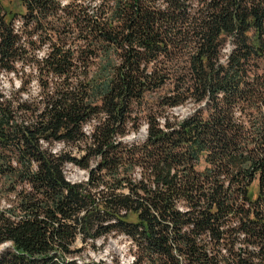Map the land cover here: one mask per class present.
<instances>
[{"label":"trees","instance_id":"1","mask_svg":"<svg viewBox=\"0 0 264 264\" xmlns=\"http://www.w3.org/2000/svg\"><path fill=\"white\" fill-rule=\"evenodd\" d=\"M18 2L0 0V264H121L86 255L115 234L130 264H264V0Z\"/></svg>","mask_w":264,"mask_h":264},{"label":"rangeland","instance_id":"2","mask_svg":"<svg viewBox=\"0 0 264 264\" xmlns=\"http://www.w3.org/2000/svg\"><path fill=\"white\" fill-rule=\"evenodd\" d=\"M66 2L67 0H63ZM4 5L6 6L8 11L11 12H23L25 9L20 5L18 0H2ZM20 18V17H19ZM21 19V18H20ZM22 26V21H17V27ZM230 50V46H227L226 52ZM14 77L12 75H3L2 81H3V87L6 90L10 89V80ZM17 84L19 80L16 78L14 80ZM35 92L37 91L36 84L33 87ZM194 104L189 103L180 107H176L172 110V113L175 116H178L179 118L186 117L187 115L191 114L194 111ZM89 127L88 129H90ZM146 137V124L143 125L141 130L138 133L132 132L129 134L125 140L129 142L134 141H143ZM68 146H66L63 143H59L55 146L56 151H62L64 149H67ZM206 166V163L203 162L200 166V169H204ZM66 175L69 180L73 182H80L84 181L88 178V172L84 169L79 168L78 166L69 163L66 165ZM96 246L98 249L93 250L92 248H89L87 250L86 255L88 258H92L96 261H105L107 263H111L113 259H117L120 261L121 264H130L132 260L134 259V248L132 241L130 238H128L125 235L115 234L109 236L107 239H100L96 242Z\"/></svg>","mask_w":264,"mask_h":264}]
</instances>
